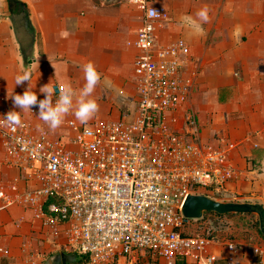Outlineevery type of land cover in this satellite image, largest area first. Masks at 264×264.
<instances>
[{"label":"built area","instance_id":"1","mask_svg":"<svg viewBox=\"0 0 264 264\" xmlns=\"http://www.w3.org/2000/svg\"><path fill=\"white\" fill-rule=\"evenodd\" d=\"M128 1L144 14L134 43L135 110L119 120L69 119L68 134L55 136L37 126L34 107L21 112V126H8L3 116L20 110L6 102L0 143L18 176L0 180V208L30 210L44 231L78 250L80 264H219L216 241L187 233L193 220L182 209L190 195L227 192L235 147L203 142L190 104V49L182 40L161 45L157 35L168 13ZM150 8L160 15L150 18Z\"/></svg>","mask_w":264,"mask_h":264},{"label":"crops","instance_id":"2","mask_svg":"<svg viewBox=\"0 0 264 264\" xmlns=\"http://www.w3.org/2000/svg\"><path fill=\"white\" fill-rule=\"evenodd\" d=\"M17 1L26 6L35 36L20 21L24 41L19 39L12 6L0 0V108L27 89V82L15 86L18 74L32 72V90L42 100L40 88L50 82L79 93L85 84L83 66L92 62L101 80L89 99L99 111L87 124L97 118L119 120L135 110L134 62L139 52L134 43L144 25L136 5L128 0ZM148 3L169 15L157 27L160 44L182 40L190 49L189 72L195 74L190 104L203 142L235 147L227 159L236 175L226 193L264 207V0ZM205 9L207 21L198 16ZM38 113L37 126L55 136L68 134L69 119L80 122L73 109L53 132ZM17 176L16 169L5 166L0 143V180L10 183ZM241 232L216 242L213 254L219 264H264V256L256 253L264 251V240L248 228ZM64 244L35 223L30 210L0 208V264H67L73 253Z\"/></svg>","mask_w":264,"mask_h":264},{"label":"clouds","instance_id":"3","mask_svg":"<svg viewBox=\"0 0 264 264\" xmlns=\"http://www.w3.org/2000/svg\"><path fill=\"white\" fill-rule=\"evenodd\" d=\"M147 15L150 18L158 17L160 14L149 9ZM204 21H207V10H202L198 13ZM51 61V58L48 57ZM55 68L54 64H52ZM83 76L85 84L83 88L76 93L71 86H66L59 91V96L53 103V97L56 95V88L50 82L40 88V93L45 96L44 99L38 100L37 94L32 90V72L30 70L24 71L15 77V86H23L25 82L28 83L27 89L22 95L13 94L11 101L15 109L20 111H9L3 116V121L8 126H21V112H32L33 107H38V119L43 121L51 131L55 132L63 123L64 117L73 113L81 124H87L99 111V105L94 99L89 97L95 91L97 85L100 83L101 75L97 71L96 66L92 62H88L83 66ZM74 97L75 107H74Z\"/></svg>","mask_w":264,"mask_h":264},{"label":"rangeland","instance_id":"4","mask_svg":"<svg viewBox=\"0 0 264 264\" xmlns=\"http://www.w3.org/2000/svg\"><path fill=\"white\" fill-rule=\"evenodd\" d=\"M14 20L15 21L13 22V28H15L16 32L20 34L23 31L21 29L20 20L17 17L14 18ZM20 37L22 38V41H24L21 34L19 35V39ZM215 196L217 197L218 200L224 202L245 203L244 201H240L241 199H236L225 192H221L219 194H216ZM237 218H239L240 220ZM195 221L196 222H192L191 226L186 230V232L204 238L214 236L216 242L234 237V235H237L238 233H242L241 231H244L245 228H248L249 230L256 232V234H258L257 228H259L260 230V227L258 226L259 219L258 216L255 214L244 215V217H235L232 219H230L229 217L219 219L215 217L213 214L205 213L202 219Z\"/></svg>","mask_w":264,"mask_h":264},{"label":"water","instance_id":"5","mask_svg":"<svg viewBox=\"0 0 264 264\" xmlns=\"http://www.w3.org/2000/svg\"><path fill=\"white\" fill-rule=\"evenodd\" d=\"M183 215L188 220H200L205 213L218 216L252 215L258 216L260 232L264 237V207L250 203L220 202L204 195H190L184 203Z\"/></svg>","mask_w":264,"mask_h":264},{"label":"trees","instance_id":"6","mask_svg":"<svg viewBox=\"0 0 264 264\" xmlns=\"http://www.w3.org/2000/svg\"><path fill=\"white\" fill-rule=\"evenodd\" d=\"M7 1H8L9 4H11V6H12V9H11V10H12V12H11L12 16H13V17H17V18H19L20 21L22 22L23 27L26 29V31H27L31 36H35V32H34V30H33L32 27H31V23H30V20H29V12H28V10L26 9V6L23 5L22 3H20V2L17 1V0H7ZM13 22H14V20H13ZM22 56H23V59H24L25 61H27V56L24 55V53H23ZM212 198H213L214 200H217V201H220V202H224V201L218 200L217 197H216L215 195H213ZM234 201H236V200H234ZM234 203H239V202H234ZM245 203H247V202H245ZM210 214H213L215 217H217V218H219V219H221V218H228V217H229V218H232V217H235V216H238V217H244V215L218 216V215H216V214H214V213H210ZM192 222H196V221L193 220ZM258 226L260 227V223L258 224ZM257 232H258V234L260 235V237L264 240V237L262 236V234H261L259 228H257ZM208 238H209L210 240L215 241L214 236H210V237H208ZM72 253H73V254H72L71 257L69 258L70 261H68L67 264H80V263H81V260H80V256H79V252H78V250H77V249H73V250H72Z\"/></svg>","mask_w":264,"mask_h":264}]
</instances>
